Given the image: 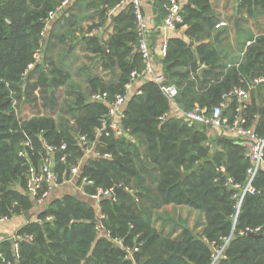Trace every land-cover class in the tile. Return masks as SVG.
<instances>
[{
  "label": "trees",
  "instance_id": "obj_1",
  "mask_svg": "<svg viewBox=\"0 0 264 264\" xmlns=\"http://www.w3.org/2000/svg\"><path fill=\"white\" fill-rule=\"evenodd\" d=\"M64 1L0 0V217L11 219L32 209L26 183L30 168L38 170L44 158L51 157L45 141L59 147L67 144L65 151L53 155L59 183L69 179L77 159L84 158L80 180L94 183L85 187L86 193L117 186L131 193L102 198L100 213L74 195L50 202L38 220H27L17 230L20 239L0 240L4 256L0 264H209L211 243H222L234 229L219 264H264V234H240L246 228L264 231V169L254 181L257 192L244 197L236 224V190L226 184L229 177L246 183L252 164L247 146L228 136L209 140L214 146L207 142L208 126L169 116L171 100L149 77L129 91L130 84L143 78L133 79L132 72H141L146 65L132 4L116 12L107 40L94 34L84 38L85 50L99 68L83 89L73 80L69 46H75L82 21L98 18L97 25L106 23L108 12L117 9L120 0H76L62 9L71 14L62 33L55 25L46 38L47 19ZM239 1L238 15L246 14L244 20L256 22L264 15V0ZM183 16L184 23L177 28L186 27L189 40L170 37L163 58L166 83L177 86L175 101L183 109L198 103L210 111L231 88L248 87L254 78L264 77V33L247 36L253 43L239 63L240 56L230 57L228 44L220 47L214 42L219 19L211 0H189ZM244 41L238 42L240 48ZM42 52L43 60L38 61L36 55ZM203 64L206 69L200 74ZM94 94H106L107 101L92 100ZM118 94L128 97L121 122L129 138L109 126L113 122L109 103ZM236 105L234 101L224 116L235 119ZM244 116L264 137V99L253 98ZM82 135L97 143L98 155L87 154L79 141ZM27 140L31 147L24 146ZM63 153L67 162L60 160ZM169 206L201 212L202 230L165 232L168 218L161 210ZM11 238L18 243L17 255ZM128 248L134 250L133 258L128 257Z\"/></svg>",
  "mask_w": 264,
  "mask_h": 264
},
{
  "label": "built area",
  "instance_id": "obj_2",
  "mask_svg": "<svg viewBox=\"0 0 264 264\" xmlns=\"http://www.w3.org/2000/svg\"><path fill=\"white\" fill-rule=\"evenodd\" d=\"M129 1L130 4L133 5L136 22H137V30L140 37V44L139 49L142 53V56L146 62L145 68L141 71H133L131 76L133 79H137L139 77H145L148 75H152L155 82H157L160 86L164 94L171 100V102H175V98L178 95V88L174 84L166 83V77L164 74H156L153 70L151 64V50L148 41V22L145 19L143 7L141 4V0H120V4H124L125 2ZM70 0H65L63 5L59 7L58 11H62V9L69 4ZM164 8L166 11V15L164 18V27L169 29H176L178 25L184 23V16H183V8L179 4L178 0H165ZM57 11V12H58ZM57 12H51L50 18L47 19V24L52 21V19L57 15ZM154 22V21H152ZM227 21H222L216 25L217 28L228 26ZM253 43V41H248L244 50L241 52V58L239 59V63L242 62L244 59L247 48ZM163 51L166 53V46H164ZM39 54L36 55L38 59ZM33 64L30 65L32 67ZM131 85V84H130ZM254 86H261L264 91V77H257L252 80V83L248 85V87H233L228 90L223 95V100L216 106H213L212 109L209 111L206 108L196 107L188 112L185 113L186 119L193 123L199 122L208 127H216L221 128L227 132H233L236 135H239L248 142L247 146V155L250 158L252 164L247 169V181L245 184L235 183L232 178L229 177L226 184L231 185L235 190L236 193L234 194L233 198L236 200L235 204V214H234V222L236 224L238 220V215L241 210L242 202L246 194H255L257 192L254 181L258 175V173L264 169V137L258 136L255 131L254 126L248 125L247 119L244 116V111L246 110L247 106L250 104L252 90ZM92 100L97 101H107L106 94H94L91 97ZM229 101H236V117L235 119H229L228 117L224 116L225 107L227 106V102ZM127 102V95L125 94H118L112 101H110V116H115L116 112ZM103 126H106L105 121L103 122ZM109 126L116 131V133H121L119 129V124L115 120L109 124ZM103 128V127H102ZM105 129V128H103ZM98 132L102 133V129H98ZM108 134V133H107ZM80 143L85 148L86 152L89 153L93 149L94 142H90L85 135L80 136ZM31 141L27 140L24 143L26 148L31 147ZM44 146L46 147L48 153L51 157L47 156L44 158V161L41 167L37 170L35 167H31L29 171V175L27 178L26 183V190L32 196V198L37 203H43L49 196L51 190L54 187L58 186L59 180L57 175L54 172L55 163L53 166V155L57 151H65L67 149V144H63L60 147L49 144L48 142H44ZM99 154V153H98ZM105 157H111L110 154H104ZM60 160L62 162H67V155L63 153ZM222 170H225L222 167ZM80 171L79 164L74 165L71 168L72 174H77ZM83 183L86 186L93 185L92 180H88L87 178L83 179ZM121 187V186H117ZM115 188H98L96 192L93 194L87 195L93 199L100 201L102 198H112L116 199V195L114 193ZM51 219V217H48ZM9 218L7 216L0 217V224H4L8 222ZM102 228V226L100 227ZM235 230V229H234ZM228 237L223 238V242L220 244L211 243L212 245V260L209 264H219L220 261L225 257V252L232 240V236L234 233ZM263 233L261 227L255 228H246L245 230L240 231L241 235L245 234H259ZM16 239H20V236H13ZM27 239H31V236H27ZM119 243H121L119 241ZM15 253H18V243H14ZM134 250L128 248L127 253L129 258H133ZM0 257L4 259L3 252L0 248Z\"/></svg>",
  "mask_w": 264,
  "mask_h": 264
},
{
  "label": "crops",
  "instance_id": "obj_3",
  "mask_svg": "<svg viewBox=\"0 0 264 264\" xmlns=\"http://www.w3.org/2000/svg\"><path fill=\"white\" fill-rule=\"evenodd\" d=\"M75 1L76 0H70L69 4L67 6H65L64 8H67L71 5H73L75 3ZM161 2H162V0H141L144 16H145V19L149 25L147 37H148L149 46H150V50H151V64H152L153 70L156 74H164L163 58H164L165 52L163 51V49H164V46H166L168 39L170 37H181V38H184L185 40H189L188 37L185 35L186 27H180V28H176V29H169V28L164 27V18H165L166 14L161 7ZM178 2L183 8V6L188 4L189 0H178ZM211 3L213 5L214 15H216V17L219 19L218 23H220L224 20L229 23L228 26H225V27H221V28L216 27V29H218L217 32L221 33L220 38H221L224 46H225V44L229 45V51H230V57L231 58H236L239 56H240L239 58H241L240 54L244 50V48L246 46V42L251 41L249 39L246 40L247 36L252 35L254 38H256L259 35L263 34L264 33V22L261 23L260 20H257L256 22L254 21L255 26H253L251 28L246 26L243 23V21L247 22V19L244 20L243 18L246 17L247 15L245 14L244 17H243V15H238V12L240 9L239 8L240 7V1L239 0H211ZM129 4H130V2L127 1L124 4L117 5V9L109 11L108 12L109 17H108L106 23H104V24L97 25V24H99L98 18H96L95 21H92V20L82 21V24H81L82 30L77 31L78 38L74 41L75 46L74 47L72 45L69 46V50L73 51V52H72L68 61H69V64L72 66H74V65L76 66V62L78 60H81V58L83 60H87L90 62V64L86 66V68H87L86 71L88 74H87L83 89H85L87 86L86 82H87L88 77L91 74H93V72L97 71V69L99 68V64H98L97 60L93 59L94 56L85 50L84 38L86 36H90V35L94 34L101 39L107 40L108 37L110 36V34L113 32V27L111 25V22L113 20L114 15L116 14V12L120 8L123 9L126 6H128ZM103 10H106L105 6L103 7ZM70 15L71 14H69V12L68 13L64 12V10L58 11L57 15L52 19V21L47 24V26L45 28L44 36L46 38L49 37V34H50L51 30H53V26H55V25H56L55 31L57 33H62V30L64 28V24L66 23L65 20L71 19ZM238 16H240L242 18L240 21V25H241L240 26L241 27L240 34H238L237 29L234 26L235 18ZM262 16H264V15H262ZM152 21H154V22H152ZM217 32H216V34H217ZM239 41L245 42V44L243 45L244 47L242 46L240 48V45H238ZM196 44L197 43H195L193 41L190 42V45L193 47H195ZM216 44L220 47H224L222 45H219L218 43H216ZM40 55L42 58L44 57L43 52ZM202 68H204V70H205L206 65L203 64L201 66L199 72L201 71ZM100 71H101V69H100ZM200 74H201V72H200ZM146 77L153 79L152 75H148ZM146 77L139 78L134 84L129 85L128 86L129 91L134 92L136 89H138V85ZM73 80H74V77H73ZM253 98L257 99L258 101L264 99V91H263L261 86H254V89L252 90V94H251L250 104L253 101ZM127 101H128V97H127ZM126 104H127V102L116 112L115 116L113 117V120L118 122V124L121 122L122 114H123V111L126 107ZM232 104H233L232 101L227 102V106L225 107V110H228L229 108H231ZM196 107H201V106L198 103H196L194 105L193 109ZM201 108H203V107H201ZM190 110H192V109H190ZM190 110L183 109L176 101L171 102V110H170L169 116L186 119L185 113L190 111ZM212 128H216V127H212ZM217 129H221V128H217ZM225 132H227V131H225ZM119 134H122V132ZM226 135L228 137H230V136L236 137V138H238V140H245V142H243V143L245 146H248V142L246 141L247 139H245L239 135H236L233 132H227ZM94 143L95 144L93 145L92 151H90L87 154L98 155V153L95 150L97 143L96 142H94ZM53 159H54V163H55L56 158L54 156H53ZM53 159H52V161H53ZM77 161H78L77 164H79V166L81 168L83 166L84 158H82V159L78 158ZM80 171L77 174H72L69 179L63 181L58 186L54 187L53 190H51L48 198L41 204L35 202V200L30 195L32 200H33V207L30 210V212L28 213L29 217L27 218V216H26L27 213H24V214L17 215L15 217L9 219L8 222H6L4 224H0V240L3 239L4 236L13 237L15 235V233L17 232V230L22 225H24L27 222V220H32V221L38 220V215L48 207L50 202H52L56 199H61L67 195H74L77 198H79L80 200L90 202L91 204H93L94 207H96L98 209V212L100 213V210H101L100 209V201L93 200L87 195V193L85 192V185L83 183V179L80 180V178H81V176H80L81 172ZM160 229H162V228H160ZM164 230H165V232H169V231H167L166 227ZM13 248H14V245H13Z\"/></svg>",
  "mask_w": 264,
  "mask_h": 264
},
{
  "label": "rangeland",
  "instance_id": "obj_4",
  "mask_svg": "<svg viewBox=\"0 0 264 264\" xmlns=\"http://www.w3.org/2000/svg\"><path fill=\"white\" fill-rule=\"evenodd\" d=\"M261 23L264 22V16H261L260 18ZM243 23L248 27H253L254 25V19H247L246 21H243ZM41 55L38 57V61H42ZM90 62L87 60H78L76 62V66H73V77L74 80L81 85L82 88H84V84L87 77V71L81 70L85 69L87 65H89ZM199 127H205L201 124L198 125ZM208 136L210 137L207 142L211 143L212 145L216 146L215 142L209 141V140H215V138H220L223 136H227V132H225L223 129H217L212 127H206L204 129ZM232 139H237L236 137L230 136ZM242 143L245 142V140H240ZM244 144V143H243ZM161 213L163 216L167 217V224L165 227L167 228V231H171L172 229L176 228L178 229L177 233L180 232L183 228H189L193 231L200 232L203 228V226H199L198 223L204 220L203 214L197 210L191 209L187 206H169L165 209L161 210ZM162 221H159L157 223L158 228H162ZM212 246V245H211Z\"/></svg>",
  "mask_w": 264,
  "mask_h": 264
},
{
  "label": "water",
  "instance_id": "obj_5",
  "mask_svg": "<svg viewBox=\"0 0 264 264\" xmlns=\"http://www.w3.org/2000/svg\"><path fill=\"white\" fill-rule=\"evenodd\" d=\"M241 17L240 16H238V17H236L235 18V22H234V26H235V28L236 29H238L239 28V26H240V21H241ZM220 32H217V34L215 35V37H214V41L216 42V43H218L219 45H222V46H224V44H223V42H222V40H221V38H220ZM192 44V43H191ZM71 49V48H70ZM203 70H204V68H202L201 69V73L203 72ZM52 90V89H51ZM260 112L262 113L263 112V107H261L260 108ZM119 129L121 130V132H122V134L124 135V136H126V137H130V134L127 132V130L125 129V127H124V125H123V123L122 122H120L119 123ZM53 166H54V159H53ZM186 174H184V176H185ZM114 193H115V195H118V194H130L131 192L128 190V189H125V188H123V187H116L115 188V191H114ZM26 216H27V218L29 217V214L27 213L26 214ZM258 236H260V235H258ZM11 236H4V238L3 239H7V238H10ZM12 239V238H11ZM12 241V243L14 244L15 243V240H11Z\"/></svg>",
  "mask_w": 264,
  "mask_h": 264
}]
</instances>
